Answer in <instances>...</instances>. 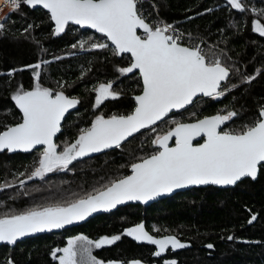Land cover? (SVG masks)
<instances>
[{
  "label": "trees",
  "instance_id": "obj_1",
  "mask_svg": "<svg viewBox=\"0 0 264 264\" xmlns=\"http://www.w3.org/2000/svg\"><path fill=\"white\" fill-rule=\"evenodd\" d=\"M152 1L167 21L195 39H201L206 52L226 54L222 55V60L234 70L238 69L230 75L228 84L238 87L219 99L198 97L192 105L173 111L159 121L154 126L156 133L141 130L120 149L84 157L74 161L67 170L48 173L43 179L26 181L23 186L19 180L26 179L35 167L41 149L0 152V183H15V187L0 190V215L76 199L127 174L130 164L138 157L156 151L152 139L172 127L173 119L193 120L222 109L234 110L239 116L224 129L236 130L257 117L259 107L264 106V37L252 31L251 21L256 18L264 21V17L251 11L237 12L226 0ZM245 3L249 9H264V0H245ZM149 13H156L154 7ZM6 16L10 19L6 30L0 34V130L3 125L16 123L21 118L11 95L18 85L22 84L25 89L33 86V70L26 65L44 60L50 63L42 64L40 69L42 85L63 90L80 100L78 108L66 116L57 137L58 150L73 142L79 130L89 127L96 115L127 114L135 107L134 95L142 89L139 73L120 75L116 71L127 67L131 57L114 56L112 45L102 34L69 24L59 36L54 35L55 25L47 11L23 4L18 11H9ZM29 25L31 29L25 32ZM80 41L88 42L85 48L72 47ZM92 42L108 43L109 48L91 50ZM11 69L17 71L9 77L7 73ZM246 76H255V79L245 83ZM109 81L113 82V90L120 94L119 98L106 100L99 108H94L93 89ZM21 172L26 175L16 179ZM253 215L256 219L249 223ZM142 220L156 238L172 235L190 245L182 249L169 248L161 256H155V245L138 242L124 234L127 228ZM77 233H84L92 240L120 235L121 239L114 244L94 250L97 258L105 262L115 260L117 264H131L133 260L148 264H164L166 260H175L176 264H264V169L255 180L246 177L228 187L212 184L191 187L150 204L129 203L61 231L26 237L15 245L1 244L0 264H6L8 258L14 264H58L52 259L51 251Z\"/></svg>",
  "mask_w": 264,
  "mask_h": 264
},
{
  "label": "snow or ice",
  "instance_id": "obj_2",
  "mask_svg": "<svg viewBox=\"0 0 264 264\" xmlns=\"http://www.w3.org/2000/svg\"><path fill=\"white\" fill-rule=\"evenodd\" d=\"M3 3L11 12L18 11L22 4L47 10L57 36L69 24L94 29L110 42L114 56L127 54L131 57L127 67H119L116 71L120 75L138 72L142 81L140 94L134 96L135 107L128 114L96 115L89 127L79 130L73 142L58 150L60 146L54 138L61 132L66 114L80 101L69 97L63 90L42 85L40 69L42 64L50 61L26 65L33 70V86L25 89L22 84L18 85L11 95L21 118L14 124L3 125L0 130V152H31L42 146L32 171L16 176L19 179L26 175V179L19 180L21 186L35 178L43 179L48 173L67 170L74 161L93 153L120 149L141 130L150 129L156 133L154 126L159 121L173 111L192 105L197 97L219 99L238 87L228 84L230 75L238 69L234 70L222 60V55L226 54L206 52L200 43H192L190 33L186 41L185 34L163 20L149 22L143 12L145 0H3ZM226 3L237 12L251 11L264 17V9H249L245 0H226ZM8 19L10 16L0 20V34L6 30ZM31 27L29 25L24 31L28 32ZM251 29L264 37V21L261 19H253ZM86 43L80 41L79 45L73 44L72 47L83 49ZM108 48V43L90 44L91 50ZM16 71L11 69L7 75L11 77ZM254 79L255 76H246L243 82L251 83ZM63 87L61 84L60 88ZM93 91L94 108L120 95L113 90L111 81L100 83ZM237 116V111L222 109L193 122L171 120L172 127L156 134L151 141L156 151L132 162L130 174L113 179L76 199L0 215V243L15 245L23 237L64 228L127 201L147 202L174 189L208 184L229 186L246 177L255 180L264 169V106L259 107L252 122L244 123L236 130H224L223 126ZM198 138L203 142L194 143ZM11 187H15L12 181L0 183V190ZM255 219L253 215L249 223ZM124 234L138 242L155 245L154 255L157 257L169 248L187 247L176 236L156 238L145 230L143 223L126 229ZM120 239V235L103 236L97 240L78 235L69 239L66 246L53 249L51 257L58 264H114L98 259L92 250L112 245ZM6 264H14V261L8 258ZM131 264L141 262L136 260ZM164 264H176V261L166 260Z\"/></svg>",
  "mask_w": 264,
  "mask_h": 264
},
{
  "label": "water",
  "instance_id": "obj_3",
  "mask_svg": "<svg viewBox=\"0 0 264 264\" xmlns=\"http://www.w3.org/2000/svg\"><path fill=\"white\" fill-rule=\"evenodd\" d=\"M30 8H32V7H30ZM36 8H42V7H40V6H37V7H35V8H32V9H36ZM43 9V8H42ZM43 10H45V9H43ZM45 11H47V10H45ZM74 25V24H73ZM76 26H78V27H81V26H79V25H76ZM82 29H90V28H86V27H81ZM90 30H92V31H95L94 29H90ZM96 32V31H95ZM101 34V33H100ZM66 94V93H65ZM138 94H140V91L138 92V93H136L135 95H138ZM66 95H68L69 97H75V96H72V95H69V94H66ZM134 95V96H135ZM75 98H77V97H75ZM198 98V97H197ZM196 98V99H197ZM78 99V98H77ZM195 99V100H196ZM78 107V105L76 106V108ZM76 108H74V109H71L70 111H72V110H75ZM69 111V112H70ZM217 113V112H216ZM216 113H212V114H207V115H204V116H202V117H199V118H196V119H200V118H203V117H205V116H211V115H214V114H216ZM128 114V113H127ZM170 114V113H169ZM118 115H122V114H118ZM66 116H67V114H66ZM66 116H65V118H66ZM65 120V119H64ZM195 119H193V120H186V121H182V122H193ZM19 122V121H18ZM63 123H64V121H62V125H63ZM14 124V123H13ZM225 126V125H224ZM223 126V127H224ZM59 134V133H58ZM57 134V135H58ZM56 138H57V136L54 138V141H55V143H56ZM196 142H199V143H202L203 142V139L202 138H198V141H194V143H196ZM38 147H41V146H38ZM108 150V149H107ZM106 151V150H105ZM95 154H98V153H93V154H91V155H95ZM152 154V153H151ZM151 154H149V155H151ZM91 155H89V156H91ZM260 173V172H259ZM259 173H258V175H259ZM128 174H130V169H129V172L127 173V174H125V175H128ZM257 175V176H258ZM118 179V178H117ZM209 185V184H208ZM195 186H206V185H191V186H188V187H185V188H180V189H174L172 192H170V193H165V194H162V195H160V196H157V197H155L154 199H151V200H149V201H147V202H141V201H127L126 203H123V204H120V205H117L115 208H113V209H111V210H109V211H103V210H101V211H98V212H95V213H93L91 216H89V217H87L85 220H82V221H78V222H75V223H73V224H71V225H66L64 228H67V227H69V226H74V225H78V224H80V223H82V222H85L86 220H88L89 218H91V217H93V216H95V215H98V214H100V213H104V212H111V211H113V210H115V209H117L118 207H120V206H123V205H127V204H129V203H142V204H150V203H152L153 201H156V200H158V199H160V198H162V197H165V196H169V195H172V194H174V193H176L177 191H181V190H186V189H189V188H191V187H195ZM217 186H219V187H228V186H220V185H217ZM229 186H232V185H229ZM140 223H143L144 225H145V221L144 220H142ZM140 223H138V224H140ZM64 228H61V229H53L52 231H50V232H57V231H61V230H63ZM129 228H131V227H129ZM128 229V228H127ZM145 230L146 231H148L149 232V234H151V235H153V236H155L156 237V235L154 234V233H152L146 226H145ZM44 233H49V231H45V232H41V233H35V234H32V235H39V234H44ZM32 235H29V236H32ZM29 236H26V237H29ZM26 237H23V238H21V239H19V240H22V239H24V238H26ZM18 240V241H19ZM1 244H5V243H0V245ZM186 245L187 246H189L190 245V243H186ZM108 262H114V264H117V262L115 261V260H113V261H108ZM154 264H158V263H154Z\"/></svg>",
  "mask_w": 264,
  "mask_h": 264
},
{
  "label": "built area",
  "instance_id": "obj_4",
  "mask_svg": "<svg viewBox=\"0 0 264 264\" xmlns=\"http://www.w3.org/2000/svg\"><path fill=\"white\" fill-rule=\"evenodd\" d=\"M153 5H155V3L152 1V0H145V3L143 5V12H144V15L146 16V18L149 20V22H152V21H155V20H163L169 24H172L174 25V27L177 29L178 32L180 33H183L185 34V40L187 41V33L186 31H184L181 27H179L178 25L176 24H173L169 21H167L157 10H156V7L154 8L156 13L151 15L149 13V9L151 7H153ZM10 11V8L8 7V5L4 4L3 3V0H0V19L3 18L7 12ZM192 36V35H191ZM192 43H200L201 44V47L205 49L206 51V45H204L202 43V40L201 39H195L194 36H192Z\"/></svg>",
  "mask_w": 264,
  "mask_h": 264
},
{
  "label": "rangeland",
  "instance_id": "obj_5",
  "mask_svg": "<svg viewBox=\"0 0 264 264\" xmlns=\"http://www.w3.org/2000/svg\"><path fill=\"white\" fill-rule=\"evenodd\" d=\"M5 17V16H4ZM3 17V18H4ZM3 18H1L0 20H2ZM99 85V84H98ZM225 112L227 111V110H224ZM191 116V115H190ZM163 132V131H162ZM162 132H160V133H162ZM154 228H156V227H154ZM78 235H85L84 233H77V234H74V235H70V236H68V238H67V240H66V243L63 245V246H61V247H64V246H66V244H67V241L69 240V239H71V238H73V237H75V236H78ZM85 236H87V235H85ZM89 238V237H88ZM92 240V239H91ZM94 250H95V248H93V255H94ZM95 256V255H94ZM99 259V258H98ZM101 260V259H100ZM133 261H136V260H133ZM138 261H140L141 262V264H148V263H145L144 261H141V260H138Z\"/></svg>",
  "mask_w": 264,
  "mask_h": 264
},
{
  "label": "flooded vegetation",
  "instance_id": "obj_6",
  "mask_svg": "<svg viewBox=\"0 0 264 264\" xmlns=\"http://www.w3.org/2000/svg\"><path fill=\"white\" fill-rule=\"evenodd\" d=\"M66 94H67V93H66ZM69 95H70V94H69ZM72 96H75V95H72ZM75 97H77V96H75ZM77 98H78V97H77ZM78 100H79V98H78ZM79 101H80V100H79ZM78 105H79V104H78ZM77 108H78V107H77ZM77 108H76V109H77ZM72 111H74V110H72ZM72 111H70V112H72ZM70 112H69V113H70ZM69 113H68V114H69ZM68 114H67V115H68ZM65 119H66V118H65ZM64 121H65V120H64ZM63 124H64V123H63ZM62 127H63V125H62ZM224 127H225V126H224ZM224 130H226V129H224ZM58 135H59V134H58ZM58 135H57V137H58ZM56 143H57V138H56ZM37 149H41V151H42V146H41V147H37L36 149H33L32 151L37 150ZM16 152H23V151H16ZM209 185H210V184H209Z\"/></svg>",
  "mask_w": 264,
  "mask_h": 264
}]
</instances>
